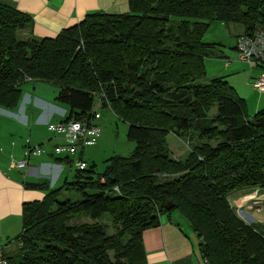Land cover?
<instances>
[{"label": "trees", "instance_id": "trees-1", "mask_svg": "<svg viewBox=\"0 0 264 264\" xmlns=\"http://www.w3.org/2000/svg\"><path fill=\"white\" fill-rule=\"evenodd\" d=\"M128 5L40 38L30 15L0 0V108L19 106L26 82L50 81L69 107L62 121L89 122L109 107L135 142L101 173L82 159L59 187L25 181L46 195L25 202L22 232L8 243L17 249L0 253L19 264H143L144 231L178 209L211 264H264V223L246 222L232 196L264 188V108L249 116L227 75L208 78L206 58L221 54L203 40L212 20L252 34L264 25V0ZM170 132L188 138L185 158L172 156Z\"/></svg>", "mask_w": 264, "mask_h": 264}, {"label": "crops", "instance_id": "crops-1", "mask_svg": "<svg viewBox=\"0 0 264 264\" xmlns=\"http://www.w3.org/2000/svg\"><path fill=\"white\" fill-rule=\"evenodd\" d=\"M4 1L10 2L18 10L32 17L34 21L32 32L40 38L58 35L64 28L77 24L85 18L87 13L92 11L125 13L129 10L128 0ZM244 33L243 29L238 36ZM235 70L237 69L235 68ZM211 72V76H215L213 74L215 71L211 69ZM245 74L248 76V73ZM261 74L255 70L250 72L248 81H246V87L249 88L246 89L247 91L241 90L235 81H232L241 91V95L247 97V99L244 98L248 102L249 110L254 112L264 108L263 96L257 95L255 98L254 86L252 87L253 80ZM233 83L231 84L237 89ZM17 107L13 109L0 108V249L4 248L8 251L11 250V244L8 243L22 232L25 202L42 200L46 195L44 190L26 187L25 181L45 179L50 182L52 175L57 174L53 183L50 182V187H56L62 177H64L65 182L66 179H71L73 176L71 169L68 172L62 163L69 161L71 164L73 161L72 156L79 152H81L80 159L82 160L84 152V148H79L74 154H57L53 146L60 144L63 139L60 141L57 138V141H51L52 138L48 134L35 139L33 129H30L29 136L26 137L25 119L20 117V111L25 116L28 109H30L33 112L32 120L35 121L36 109L38 108L32 104V101L30 103L24 102L18 111L19 113L13 111ZM62 112L63 114L68 113L66 109H63ZM54 116L53 113L48 117H39L38 120L43 121L39 125L47 126V124L53 122ZM29 122L30 117H28L26 123L29 124ZM35 125H38V123ZM30 146H40L44 151L39 155L31 154L28 164L25 167H19L18 162L26 158V152ZM53 169H56L55 173L52 172ZM252 192L264 195V188H256ZM246 194L248 193H245L244 190L234 193L232 195L233 202ZM175 211H172L170 215H162L160 225L144 231L145 262L143 264H204L198 246L199 240L190 221L180 211L183 216L175 214ZM239 215L248 223L253 221L264 223V204H260L253 209L244 208Z\"/></svg>", "mask_w": 264, "mask_h": 264}, {"label": "rangeland", "instance_id": "rangeland-1", "mask_svg": "<svg viewBox=\"0 0 264 264\" xmlns=\"http://www.w3.org/2000/svg\"><path fill=\"white\" fill-rule=\"evenodd\" d=\"M243 29L244 27L240 23L226 24L220 20H212L207 31L204 34L203 40L210 43H218V45H216L217 51L221 54V57L209 56L206 58L207 76L211 78L227 75L230 83H233L232 81H235L238 88H240L241 90H246L249 89L246 87V81H248L250 72L255 70L256 72H259L261 74V72L264 71V68H262L261 66H256V64L243 62L238 59V53L235 49V46L239 38L238 35L243 31ZM235 68L237 70H235ZM211 69L215 71L213 73L215 74V76H211ZM245 73H248V76ZM238 88L236 90L238 94L241 95V91ZM22 89L23 98L21 100V103L19 104L17 109L13 111L15 113H19L18 111L20 110L22 104L24 102L30 103L31 101L32 104L36 105L38 108L36 109L37 113L35 121L32 120L33 112L30 109H28V112L25 116L24 113L20 111V117H23V119H25L24 130L26 133V137L29 136L30 129H33V135L35 139H39L40 137L44 136V134H48L52 138L51 141H57V138L61 141L62 136L49 130L48 124L47 126H44L43 124L39 125V123H43V121L38 120L39 117H48L53 113L55 114L53 123H56V121L59 122L61 119L67 117V114H63L62 110H68V105L65 103H61L56 99L59 90L58 86L50 81L35 80L28 81L23 84ZM253 90L255 91V98L257 97V95H259L261 97L263 96L264 99V91H260L255 87H253ZM245 98L247 99V97ZM99 107H96V109H98V111L100 112L101 117L96 120V123L101 129V136L94 145H88L84 148L82 159L86 161L88 165L96 164V171L101 173L105 170L107 165L106 161L110 157L114 155L128 156L129 154H131L135 147V142L130 141L127 138V122L120 119L109 107ZM215 111L216 108H214L212 112ZM255 112L249 110L248 105V115L252 116ZM28 117H30L29 124L26 123ZM37 123L38 125H35ZM167 143L173 157L183 159L188 155L190 150L188 138L180 137L175 133L170 132L167 136ZM53 149L55 150V146H53ZM80 154L81 152L75 154V156H72L73 161L71 162V164L69 163V161L62 163V165L66 167L68 172L71 169V173L73 174L75 170L79 168V162L81 160ZM52 172L55 173L56 169H53ZM56 176L57 174L52 175V183ZM62 183H64V177L61 178L56 187L61 186ZM175 214L183 216L178 209L175 211ZM10 249L12 251L16 250L17 244L12 242Z\"/></svg>", "mask_w": 264, "mask_h": 264}, {"label": "built area", "instance_id": "built-area-1", "mask_svg": "<svg viewBox=\"0 0 264 264\" xmlns=\"http://www.w3.org/2000/svg\"><path fill=\"white\" fill-rule=\"evenodd\" d=\"M238 59L250 63L264 64V25H259L255 31L246 35L239 36L237 41ZM253 86L260 91H264V72L253 80ZM101 116L100 112L95 114L89 122L87 120H69L60 122H50L49 130L62 136L63 141L55 146V153L74 154L79 148L94 145L101 136V129L96 120ZM44 150L40 146L29 147L26 158L18 162L19 167H25L30 159V155H39ZM83 160L79 162V168H85ZM238 213L244 208L253 209L260 204H264V195L257 192L248 193L239 197L235 202ZM204 264H211L207 257L203 258ZM0 264H19L13 262L0 253Z\"/></svg>", "mask_w": 264, "mask_h": 264}, {"label": "water", "instance_id": "water-1", "mask_svg": "<svg viewBox=\"0 0 264 264\" xmlns=\"http://www.w3.org/2000/svg\"><path fill=\"white\" fill-rule=\"evenodd\" d=\"M262 14H263V16H264V6L262 7ZM176 207V204L172 201V200H168L167 202H166V204H165V208L167 209V210H171V209H173V208H175Z\"/></svg>", "mask_w": 264, "mask_h": 264}]
</instances>
